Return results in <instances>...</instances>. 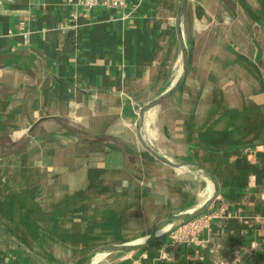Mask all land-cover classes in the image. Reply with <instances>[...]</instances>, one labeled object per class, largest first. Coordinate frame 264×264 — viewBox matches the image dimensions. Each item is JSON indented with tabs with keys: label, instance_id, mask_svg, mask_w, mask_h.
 Segmentation results:
<instances>
[{
	"label": "crops",
	"instance_id": "obj_1",
	"mask_svg": "<svg viewBox=\"0 0 264 264\" xmlns=\"http://www.w3.org/2000/svg\"><path fill=\"white\" fill-rule=\"evenodd\" d=\"M180 3L1 5L0 231L12 240L0 236V264H82L136 244L202 206L213 187L200 168L224 215L198 243L153 234L90 264H264V0H187L177 28ZM180 37L185 77L148 110V142L174 167L143 148L135 120L179 79Z\"/></svg>",
	"mask_w": 264,
	"mask_h": 264
},
{
	"label": "water",
	"instance_id": "obj_2",
	"mask_svg": "<svg viewBox=\"0 0 264 264\" xmlns=\"http://www.w3.org/2000/svg\"><path fill=\"white\" fill-rule=\"evenodd\" d=\"M186 1L187 0H181L180 6H179V9L177 12V16H176L177 28L179 27L180 17H181L183 7H184ZM180 42H181V51H182L184 66H183V70H182V73H181L179 79L177 80L176 84L174 86H172V88H170V90L168 92H166L165 94L161 95L159 98H157L151 102L143 104L140 107L138 114H137V118L135 120V128H136V131L138 133L139 142L143 146V148H145V150H147L155 158H157L160 161L165 162L171 166H174V167H183L184 164L179 163V162H175V161L171 160L170 158L163 156L152 146V144L150 142L143 141V139L141 137H139V125H140L141 118L145 114V112H147L149 109L154 108L156 105H158L167 96L173 94L180 87V85H181V83L185 77V74L187 72V67H188V55H187V49L181 41V37H180ZM200 169H201V174H203L209 180V182L211 183V185L213 187L212 194L207 198V200L202 204V206H200L196 210H192L190 212H184L182 214L172 215L166 219H163V220L157 222L155 224V226L153 227V230H151L140 242H138L136 244L126 243V244H122V245H109V246H100V247L94 248L92 251H90L91 253L89 252L90 254L89 253L87 254V256H88L87 260L85 262H83L82 264H87V261H88L90 255L93 253L99 252V251L119 252V251H128V250L138 249V248L146 245L151 240V237L153 236L154 231L159 226L168 225L170 223L192 217L194 215H197V214L205 211L209 207V205L213 202V200L217 194V183H216L213 176H211L209 173H207L203 168H200ZM0 236H3L6 239L12 240L10 237H8L6 234H4L1 231H0ZM28 255H30V254H28ZM30 256L35 261H37L39 264H45V263L41 262L40 260H37L34 256H32V255H30Z\"/></svg>",
	"mask_w": 264,
	"mask_h": 264
},
{
	"label": "built area",
	"instance_id": "obj_3",
	"mask_svg": "<svg viewBox=\"0 0 264 264\" xmlns=\"http://www.w3.org/2000/svg\"><path fill=\"white\" fill-rule=\"evenodd\" d=\"M12 1L0 0V7L4 2ZM66 2L74 6L79 5L85 9H90L96 5L106 8L126 5V0H66ZM223 215L224 208L222 206L215 208L211 204L205 211L197 215L168 224V227L158 235L166 234L170 246L196 244L199 242V234L207 229L214 219Z\"/></svg>",
	"mask_w": 264,
	"mask_h": 264
},
{
	"label": "bare ground",
	"instance_id": "obj_4",
	"mask_svg": "<svg viewBox=\"0 0 264 264\" xmlns=\"http://www.w3.org/2000/svg\"><path fill=\"white\" fill-rule=\"evenodd\" d=\"M152 115L153 112L152 111H148L145 112V114L142 116L141 121H140V134H141V138L143 139V141L148 142V132H149V123L152 119ZM210 185V184H209ZM165 225L159 226L155 231H154V235L160 233L161 231L164 230ZM100 256V253H96L94 255H91L87 261V264L92 263L93 261H96L98 259V257Z\"/></svg>",
	"mask_w": 264,
	"mask_h": 264
},
{
	"label": "rangeland",
	"instance_id": "obj_5",
	"mask_svg": "<svg viewBox=\"0 0 264 264\" xmlns=\"http://www.w3.org/2000/svg\"><path fill=\"white\" fill-rule=\"evenodd\" d=\"M149 126V125H148ZM168 226L167 225H165V227H164V230L167 228ZM163 230V231H164ZM162 232V231H161ZM158 234H160V233H158ZM106 256H111V254H114V253H111V252H109V253H104ZM102 255V254H101Z\"/></svg>",
	"mask_w": 264,
	"mask_h": 264
}]
</instances>
